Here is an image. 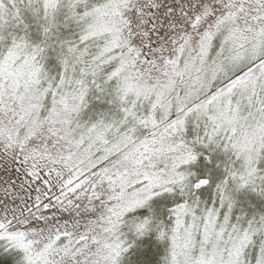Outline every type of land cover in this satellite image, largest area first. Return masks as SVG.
Segmentation results:
<instances>
[{
    "label": "snow or ice",
    "instance_id": "1",
    "mask_svg": "<svg viewBox=\"0 0 264 264\" xmlns=\"http://www.w3.org/2000/svg\"><path fill=\"white\" fill-rule=\"evenodd\" d=\"M0 264H264V0H0Z\"/></svg>",
    "mask_w": 264,
    "mask_h": 264
}]
</instances>
